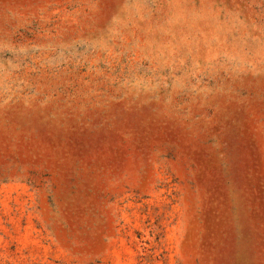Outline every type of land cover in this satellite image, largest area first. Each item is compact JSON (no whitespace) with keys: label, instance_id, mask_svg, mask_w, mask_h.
I'll return each mask as SVG.
<instances>
[{"label":"rangeland","instance_id":"1","mask_svg":"<svg viewBox=\"0 0 264 264\" xmlns=\"http://www.w3.org/2000/svg\"><path fill=\"white\" fill-rule=\"evenodd\" d=\"M0 264H264V0H0Z\"/></svg>","mask_w":264,"mask_h":264}]
</instances>
